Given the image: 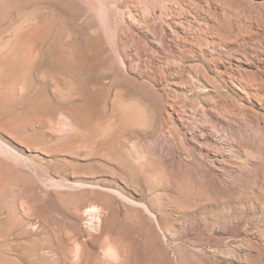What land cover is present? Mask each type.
Returning <instances> with one entry per match:
<instances>
[{
    "label": "rangeland",
    "instance_id": "rangeland-1",
    "mask_svg": "<svg viewBox=\"0 0 264 264\" xmlns=\"http://www.w3.org/2000/svg\"><path fill=\"white\" fill-rule=\"evenodd\" d=\"M0 264H264V0H0Z\"/></svg>",
    "mask_w": 264,
    "mask_h": 264
},
{
    "label": "bare ground",
    "instance_id": "bare-ground-1",
    "mask_svg": "<svg viewBox=\"0 0 264 264\" xmlns=\"http://www.w3.org/2000/svg\"><path fill=\"white\" fill-rule=\"evenodd\" d=\"M121 110H122L123 117L128 119L129 124L135 125L139 123V119L137 118L138 116H135V114H131L129 108H121Z\"/></svg>",
    "mask_w": 264,
    "mask_h": 264
}]
</instances>
